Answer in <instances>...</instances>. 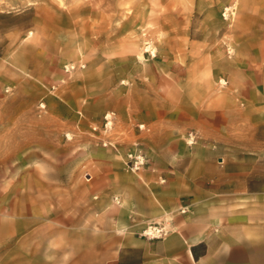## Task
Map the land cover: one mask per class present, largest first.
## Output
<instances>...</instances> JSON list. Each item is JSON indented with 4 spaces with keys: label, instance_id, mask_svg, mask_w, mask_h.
Listing matches in <instances>:
<instances>
[{
    "label": "rangeland",
    "instance_id": "374dc122",
    "mask_svg": "<svg viewBox=\"0 0 264 264\" xmlns=\"http://www.w3.org/2000/svg\"><path fill=\"white\" fill-rule=\"evenodd\" d=\"M255 25L264 0H0V264L42 246L50 188L94 182L87 151L136 175L157 139L218 134Z\"/></svg>",
    "mask_w": 264,
    "mask_h": 264
},
{
    "label": "crops",
    "instance_id": "0c3cea01",
    "mask_svg": "<svg viewBox=\"0 0 264 264\" xmlns=\"http://www.w3.org/2000/svg\"><path fill=\"white\" fill-rule=\"evenodd\" d=\"M248 29L237 61L255 64L242 72L253 85L241 108L221 103L218 134L157 139L136 175L103 160L109 149L87 151L94 182L50 188L53 214L28 232L42 246L7 264H264V29ZM155 223L166 235L143 238Z\"/></svg>",
    "mask_w": 264,
    "mask_h": 264
},
{
    "label": "built area",
    "instance_id": "2783aa9c",
    "mask_svg": "<svg viewBox=\"0 0 264 264\" xmlns=\"http://www.w3.org/2000/svg\"><path fill=\"white\" fill-rule=\"evenodd\" d=\"M189 137H192V136L190 135ZM138 163L140 165L143 164L142 161H139V162L134 161L132 165L130 166V168H132L133 170L139 169ZM166 233L167 231L164 229L163 226H161L160 224H153L143 229L141 232V236L147 240H159V239H162L166 235Z\"/></svg>",
    "mask_w": 264,
    "mask_h": 264
}]
</instances>
